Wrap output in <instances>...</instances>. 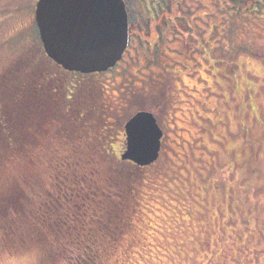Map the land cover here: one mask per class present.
Segmentation results:
<instances>
[{
    "label": "rangeland",
    "instance_id": "374dc122",
    "mask_svg": "<svg viewBox=\"0 0 264 264\" xmlns=\"http://www.w3.org/2000/svg\"><path fill=\"white\" fill-rule=\"evenodd\" d=\"M36 2L0 0V264H264V2L124 0L121 79H97L121 126L146 110L163 131L141 170L68 136L50 112L22 111L23 80L42 58ZM94 173L104 226L57 216L51 226L56 197L72 179L94 186Z\"/></svg>",
    "mask_w": 264,
    "mask_h": 264
},
{
    "label": "water",
    "instance_id": "95a60500",
    "mask_svg": "<svg viewBox=\"0 0 264 264\" xmlns=\"http://www.w3.org/2000/svg\"><path fill=\"white\" fill-rule=\"evenodd\" d=\"M34 20L46 56L70 72L115 67L130 41L124 0H37ZM125 134L121 160L145 167L158 159L162 130L152 113L137 112Z\"/></svg>",
    "mask_w": 264,
    "mask_h": 264
},
{
    "label": "flooded vegetation",
    "instance_id": "af4514ba",
    "mask_svg": "<svg viewBox=\"0 0 264 264\" xmlns=\"http://www.w3.org/2000/svg\"><path fill=\"white\" fill-rule=\"evenodd\" d=\"M32 25L35 27L38 36L34 19ZM38 42L40 44L42 58L45 61L47 60L49 66L34 67L30 73L26 75L23 84L22 99V111L24 114H26L27 118H35V115L37 117V114L41 117L50 112L52 113L51 116L54 121L64 123V129L68 125V128H66L68 129L66 130L69 134L68 136L73 138L77 136V138L84 139L85 144H92L93 148L99 150V153H118L121 159V154L126 150L125 124L137 112L145 111L152 113L151 111L146 110L136 111L130 117L125 119L123 126H121L122 110L120 105H107V93L105 92L106 86L102 85L97 78L106 77V74H117L121 79V69L118 67L121 64L120 62L122 59L115 67L105 72L90 74L70 72L64 70L46 56L39 36ZM130 42L131 41H129L127 49L130 47ZM122 58H124V54ZM117 70L120 72L115 73ZM110 79L112 80L113 77H110ZM114 91L118 98L121 99V83L117 85V88H115ZM115 120H119V123L117 124L119 125L118 128H115V125H112ZM88 136L91 137V144L87 141ZM95 139L98 140V143H93ZM79 147L82 150L91 151L89 146L86 147V145H80ZM125 162H128L140 170L148 167H138L129 161ZM134 197L135 196H133V199ZM133 211L135 212V208H133Z\"/></svg>",
    "mask_w": 264,
    "mask_h": 264
},
{
    "label": "snow or ice",
    "instance_id": "6c2138e0",
    "mask_svg": "<svg viewBox=\"0 0 264 264\" xmlns=\"http://www.w3.org/2000/svg\"><path fill=\"white\" fill-rule=\"evenodd\" d=\"M69 187L70 190L66 189L63 197L54 201L56 208L52 211L57 216L59 222L57 226L60 224L67 226V221L72 220L76 223L83 221L89 227L96 225L102 228L104 225L101 221L107 210L104 189L99 188V185L92 186L90 181L83 179L73 180ZM57 195H59V190H57ZM85 212L88 213L87 219Z\"/></svg>",
    "mask_w": 264,
    "mask_h": 264
},
{
    "label": "trees",
    "instance_id": "16d2710c",
    "mask_svg": "<svg viewBox=\"0 0 264 264\" xmlns=\"http://www.w3.org/2000/svg\"><path fill=\"white\" fill-rule=\"evenodd\" d=\"M261 2H264V0H230V3H231V5L233 6V7H235V8H245V9H247V8H258L259 6H260V3ZM126 4V3H125ZM126 7H127V4H126ZM164 9L162 8V9H158V11H156V13L157 12H159L160 11V13H161V11H163ZM127 11H128V13H129V9H128V7H127ZM155 16H156V14H155ZM128 18H129V28H131V25H130V23H132V21H131V14L129 13L128 14ZM149 18H150V15H149ZM147 21V20H146ZM145 26H146V24L147 23H143ZM129 36H130V41L132 40L131 39V30L129 31ZM39 64L38 65H42L41 67H43V66H45V67H47V66H49V63L47 62V60L45 61L43 58H40V60H39V62H38ZM37 65V67H39ZM24 82H25V79L23 80ZM23 82V83H24ZM22 89H23V87H22ZM23 99V96H20V97H18V100H22ZM93 143H98V140H94L93 141ZM84 150V149H83ZM86 151V150H85ZM89 152V151H88ZM91 152V151H90ZM91 154H94V152H91ZM23 157V156H22ZM31 157V156H30ZM90 160L93 162V163H96V160H95V158L94 157H90ZM57 168H59V165L57 164ZM73 171H77L76 169L75 170H73ZM64 174L65 175H67V176H69L70 175V173H66V172H64ZM58 178V177H57ZM102 179V177L101 176H98V175H96V173H94L91 177H90V180L93 182V184H94V186H96V185H100L101 187H103V185L102 184H100V183H98L96 180H101ZM72 180H74V179H72ZM84 180V179H83ZM119 183V181L118 182H115V183H113L112 185H115V184H118ZM99 186V187H100ZM104 187H105V185H104ZM105 195V194H104ZM54 196H57V195H54ZM121 196V195H120ZM56 199L57 200H59V198L58 197H56ZM121 201V200H120ZM54 212L52 211V213H49L51 216L50 217H48V219H49V221H48V223L49 224H51V226H53L54 225V223H55V220H56V215H54L53 214ZM53 214V215H52ZM32 219H34V218H32ZM41 222V221H40ZM72 224H74V223H72ZM26 226V225H25ZM23 224H22V228H24L26 231L27 230H29V231H31L32 229H34V225H33V223H29L26 227H25ZM30 228H32V229H30ZM30 233H32V232H30ZM109 236V235H108ZM99 241V239H97V237H95V239H94V242H92V244L93 245H97V242ZM98 247V246H97ZM89 248H91V247H89ZM88 248V249H89ZM92 256V255H91ZM77 258V257H76ZM89 259H91V257H89ZM93 260H94V258H93ZM91 261V260H90Z\"/></svg>",
    "mask_w": 264,
    "mask_h": 264
}]
</instances>
